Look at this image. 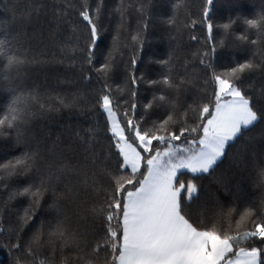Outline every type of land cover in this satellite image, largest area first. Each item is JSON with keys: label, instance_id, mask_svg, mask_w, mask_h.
Segmentation results:
<instances>
[{"label": "snow or ice", "instance_id": "snow-or-ice-1", "mask_svg": "<svg viewBox=\"0 0 264 264\" xmlns=\"http://www.w3.org/2000/svg\"><path fill=\"white\" fill-rule=\"evenodd\" d=\"M152 6L153 0H117L109 13L116 18L111 46L99 67L98 45L108 31L104 0H53L50 46L26 38V26L44 12L36 0L0 22V92L8 96L0 108V139L21 149L0 161V192H7L0 203V252L6 264H264V151L253 135L260 128L264 139V107L250 94L252 85L244 84L252 74L264 75V4L251 17L237 13L217 23V0H175L161 23L178 43L154 61L160 76L146 79L137 64ZM64 25L67 35L60 31ZM185 34L198 46L178 64ZM243 45L246 60L218 63L221 49ZM121 65L123 83L114 88L110 81ZM47 67L73 70L71 78L57 77L67 90L29 84L33 69ZM142 85L154 89L144 104L138 99ZM152 110L162 115L150 120ZM65 112L93 113V123L70 130L67 141L62 135L50 142L37 138L38 121ZM101 133L106 148L100 147ZM225 160L238 168L251 164L259 199L241 210L239 186L233 191L217 177L230 202L217 196L210 208L198 205L194 212V181L215 174ZM16 180L25 183L13 185ZM18 200L26 203L6 223L5 209Z\"/></svg>", "mask_w": 264, "mask_h": 264}, {"label": "trees", "instance_id": "trees-1", "mask_svg": "<svg viewBox=\"0 0 264 264\" xmlns=\"http://www.w3.org/2000/svg\"><path fill=\"white\" fill-rule=\"evenodd\" d=\"M38 3L45 5L43 14L35 23L28 24L26 26L27 39L36 46L43 47L44 45H51V33L56 30L55 24L52 22V5L53 0H36ZM175 0H153L152 13L153 23L149 28L146 36L147 43L145 44L142 52V59L138 62V74L143 73L146 79H157L161 73V67L154 61L166 58V54L170 51V44L176 45L178 42L170 41L168 27L161 23L163 19H167L172 14V5ZM95 3V0H93ZM117 0H104V16L102 17L105 26L108 31L105 32L103 38L98 45V55L96 59V66L99 67L103 63L104 56L107 54L108 49L111 46V37L113 35V28L115 26V17L110 16L112 8L116 5ZM189 4H196L198 0H188ZM264 4V0H239L238 5L234 4V0H217V7L213 12V19L217 23L227 22L228 17L235 16L237 13L245 16H253L259 9V6ZM28 7V0H0V22L5 20H11L13 15L19 16ZM193 13L196 9L192 8ZM78 17V13L73 12L70 19L75 20ZM134 27V22L131 25ZM63 35H67L69 32V26L64 25L60 30ZM201 31H204L201 29ZM237 32L242 31V28L237 27ZM251 39H256L255 35L251 36ZM238 43V42H237ZM198 46L196 41H189L187 34L184 35L183 41L179 42V50L177 52L178 64H182L186 58L184 52L189 48ZM131 55L130 51H126V56ZM249 56L248 47L243 45L239 48H225L221 49L218 54V63L220 65H232L234 61L243 62ZM190 58V57H188ZM73 76V70L66 69L64 67H47L44 69H33L30 73L29 84L35 83L44 88L55 89L57 91L67 90V85L58 83L59 78H71ZM123 66L121 65L117 69L110 81L115 88L117 85L123 83ZM94 83V81L92 82ZM244 84H251L252 88L249 90L250 94L254 96L258 106L264 107V99L260 98V90L264 88V75L256 73L252 74L244 79ZM97 87L99 85H96ZM80 87L90 92L91 87L81 82ZM154 89L147 85L140 86L139 101L140 104L147 103L152 96ZM195 89H192L189 95L194 94ZM8 100V96L0 92V108H2ZM138 104V108L140 107ZM162 114L157 110H152L149 113L148 119H155ZM93 113H86L83 116L71 115L68 113H61L55 116L50 121H38L33 126V131L37 138L46 140L48 142L54 140L57 135H62V138L67 141L70 130H74L77 126L81 128H87L92 123ZM97 120L103 126V116L97 117ZM261 132L260 128H257L253 133L257 137L255 146L258 151H264V139L259 138ZM108 141L101 133L100 147L106 148ZM21 151L18 147H13V141L11 139H0V161H4L12 156L19 154ZM235 151V149H233ZM231 159V156L230 158ZM217 177L226 179L233 191H236L239 186L240 204L241 210L245 203H252L259 199L261 193L260 190L255 187L254 174L251 168V164L248 167H235L230 165L229 160L225 162L217 169L216 173L212 176L205 175L204 177L194 181L198 185V191L196 195L199 196V201L193 204V211L197 210L198 205H207L209 208L213 204L215 198L218 196L221 200H225V193L221 184L217 183ZM190 177L185 176L183 179L187 180ZM25 181L16 180L13 181V185L23 184ZM7 199V192H0V203L5 202ZM230 202V200H225ZM26 201L18 200L13 204L8 205L5 209V221L6 223L15 221V217L19 210L24 206ZM43 214V212L41 213ZM243 230V229H242ZM25 234H28V230H25ZM47 253H45L46 255ZM43 258V257H41ZM0 264H6V257L3 252H0Z\"/></svg>", "mask_w": 264, "mask_h": 264}]
</instances>
